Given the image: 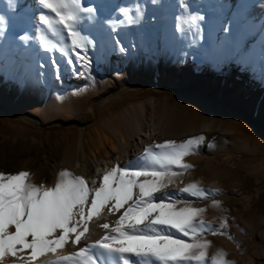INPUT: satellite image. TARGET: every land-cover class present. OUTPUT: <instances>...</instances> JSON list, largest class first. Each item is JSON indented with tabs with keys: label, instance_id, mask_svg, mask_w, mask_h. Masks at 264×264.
Segmentation results:
<instances>
[{
	"label": "bare ground",
	"instance_id": "1",
	"mask_svg": "<svg viewBox=\"0 0 264 264\" xmlns=\"http://www.w3.org/2000/svg\"><path fill=\"white\" fill-rule=\"evenodd\" d=\"M167 16L173 21L167 39L175 55L182 52L187 61V68H180L177 78L184 77L189 88L165 91L160 89L161 84L153 82L149 90L153 95L146 100L126 101L104 121L95 114L92 128H82L80 142L91 151L95 169L91 171L74 160L63 164L64 168L77 172V183L82 184L72 203L70 198L68 202L67 197L60 196L55 179L49 183L41 181L36 156H24L13 145L1 151L0 264H157L154 256L136 261L134 256L125 255L121 262L105 246L111 232L121 234L127 226L125 220L131 212L128 209L131 203L144 197L139 185L145 176L136 177L134 173L153 172L169 165L177 153L182 161L188 150L205 156L221 146L240 151L254 148L261 136L256 118L205 91L204 87L212 80L220 89L228 83V91L239 84L252 85L260 109L264 100V0H0V48H5L10 58L16 52V59L23 64L40 62L46 79L48 61L68 64L71 85L87 80L92 86L96 84L93 79L97 74L96 62L90 54L82 55L84 44L94 43L95 35L103 38L105 60L123 68L128 65L130 50L122 36H127L137 48L139 39L146 38L143 25ZM134 26L140 28L139 33ZM150 40L153 41L152 37ZM208 51L217 61L220 76L216 70H210V74L194 71V66L200 68ZM77 57L81 60L78 66ZM153 67L156 75L164 76L158 56ZM26 71L25 66L23 72ZM62 84L66 89L63 81ZM129 92L125 89L119 93L124 96ZM8 114L41 126L36 117L14 116L9 111ZM87 133L94 138L90 142L84 138ZM115 171L120 177L127 173L136 182L131 199L123 205L117 199L110 202L105 199L113 189L106 183V177ZM18 176L24 177L23 190L20 202L13 207L14 201L5 196L3 186ZM201 179L204 183L199 191L184 183L173 184L165 187L157 199L169 204L175 197L186 201L191 195H212L224 188L219 173L206 169L198 178ZM186 188L192 190L185 191ZM231 193L242 194L237 187ZM99 195L105 201H97ZM82 196L86 201L80 203ZM135 204L133 208L137 207ZM17 205L22 209L20 214L14 211ZM155 220V215L145 219V227ZM210 220H214L213 224L221 223L219 219ZM34 222L46 225L44 243L39 247L31 233ZM138 223L135 219L131 228ZM115 227L118 229L111 230ZM164 227L167 234L172 232L164 225L154 230ZM13 241L15 250L9 247ZM92 244L87 254H79L83 247ZM252 253L259 254L260 250L252 247Z\"/></svg>",
	"mask_w": 264,
	"mask_h": 264
},
{
	"label": "rangeland",
	"instance_id": "2",
	"mask_svg": "<svg viewBox=\"0 0 264 264\" xmlns=\"http://www.w3.org/2000/svg\"><path fill=\"white\" fill-rule=\"evenodd\" d=\"M172 22V18L167 16L159 21L144 24L142 30L146 38L139 39L137 48L127 36H122L130 50V56L126 60L128 65H124L123 68H119L110 60H105L101 36L95 35L94 43L84 44L85 50L82 55L88 57L90 54L98 67L97 74L93 77L95 86H92L89 80L81 81L80 84L74 82L71 85V82H68L70 66L61 65L54 60L46 64L45 71L48 76L46 79L43 77L44 70L40 62L23 64L16 59V52L10 58L5 48H0V106L5 107L14 116H33L41 122V126L37 127L21 119L9 117V114L7 115L5 110L0 108V155L1 151L13 145L24 156H36L37 165L41 171V181L49 183L55 179L60 196L63 195L64 199L67 197V201L70 198L72 203V198L75 199L82 184L77 183V172L69 167L64 168L63 164L74 160L91 171L95 169L94 162L91 160V151L80 145L83 139L81 130L92 128L95 124V114H99L100 120L104 121V118L111 117L128 101L146 100L153 95L149 91L153 82L161 84L163 88L160 87V89H166L165 91L172 88H189V82L184 77L180 80L177 78L180 68H187V61L182 52L179 56L175 55L167 39L173 27ZM133 28L139 33L140 28L137 26ZM173 42L175 43L176 39ZM157 56L158 66L160 71L163 70L164 76L155 74L153 63ZM216 62L208 51L200 68L197 66L193 68L195 72L201 74H210V70H216L217 76H220V71L216 69ZM78 63H81L80 57L75 60V65L78 66ZM25 66L26 73L23 72ZM62 81L66 89L62 86ZM226 85L220 89L218 83L212 80L208 87L204 88L205 91L210 92L211 96L222 97L224 101L231 102L246 111L253 119L256 118L255 121L261 131L257 143L254 144V148L246 147L247 149L244 148L243 151L225 150V147L221 146L212 155L205 156L196 154L194 150H188L183 154L179 165L165 164L160 166L159 170L153 171L164 174L159 178V190L136 201V204L131 203L132 205L128 207L131 215L127 214L125 220L127 226L121 230V234L111 232L105 245L121 262L125 255L134 256L135 259L137 258L136 261H140L145 256L153 257L151 254L122 252L120 249L127 246V237L171 235L173 238L196 246L188 251L189 259L178 262L169 261L171 264H264V100L260 109L259 99L256 94H253L252 85L239 84L230 91L226 89L229 84ZM190 87L193 88V85ZM125 89L131 92L120 96ZM111 101L113 103L108 105ZM57 122L68 126L54 125ZM3 124L6 127H3ZM84 138L89 142L90 139H94L90 133L85 134ZM213 155L216 159H213ZM1 167L0 159V169ZM206 169L220 174L224 184L223 189L212 195L198 194L197 197L191 195L186 201L182 197H175L174 201L169 202V205L177 210L182 208L199 210L186 229L188 236L170 227L168 228L172 232L169 234L165 227L154 230L162 224L150 222L149 227H145L144 222H139L143 208L152 203H161L157 198L165 187L184 183L192 188L194 186L193 189L199 191L204 180H198V178ZM117 173V171L112 172L107 175L108 178L106 177V183L113 188L105 198L106 202L116 199L111 194L118 190L119 180L123 177ZM154 179L157 178L145 176L143 183ZM233 187H237L242 194L231 193ZM102 196L99 195L97 201H105ZM85 201V196L80 197V203ZM17 202L20 201H14L12 206L15 207ZM133 204L137 207L133 208ZM134 218L139 223L132 229ZM210 219H219L221 223L213 224L214 220ZM117 229L115 227L111 230ZM160 231L164 234H160ZM65 240L69 239L66 237ZM92 246L94 245L83 247L79 254H87ZM252 247L255 250L259 249L260 253L253 254ZM153 260L157 264H163L155 256Z\"/></svg>",
	"mask_w": 264,
	"mask_h": 264
},
{
	"label": "snow or ice",
	"instance_id": "3",
	"mask_svg": "<svg viewBox=\"0 0 264 264\" xmlns=\"http://www.w3.org/2000/svg\"><path fill=\"white\" fill-rule=\"evenodd\" d=\"M172 162L179 165L181 163V154L177 153L172 159ZM134 175L136 177L151 176L157 178L139 185L142 196L146 197L159 190V178H161L164 174L159 172H136ZM23 179V176H18L11 183L5 184L3 186L5 196L9 200L16 201L20 198L23 190ZM113 184L115 187L116 182L114 181ZM135 186L136 182L128 178V174L125 173L124 176L119 180L118 190L111 195L115 196V198L119 201V205H123L129 199H131L133 195L132 190L135 188ZM191 190L192 189L188 188L185 189V191ZM194 194L196 193L194 192ZM14 211L17 214H20L22 209H20L17 205V208L14 209ZM197 211L199 210L192 208H182L177 210L167 203H152L141 210L139 222L143 223L148 216L155 214V223L178 230L179 232L183 233L184 236H188L189 233L186 229L190 225ZM30 227L31 233L36 239L37 246H42L44 243L43 233L46 230V225H41L34 222ZM126 244V247L120 249L122 252L151 254L158 260L164 262V264H168L169 261L178 262L180 260L189 259L190 257L187 255L188 251L191 248L196 247L195 245L186 243L184 240L173 238L171 235L143 236L136 238L127 237ZM9 247L15 250V241L10 242Z\"/></svg>",
	"mask_w": 264,
	"mask_h": 264
},
{
	"label": "water",
	"instance_id": "4",
	"mask_svg": "<svg viewBox=\"0 0 264 264\" xmlns=\"http://www.w3.org/2000/svg\"><path fill=\"white\" fill-rule=\"evenodd\" d=\"M0 108H2L3 110H5L6 114L8 115V111H6V109L4 107L0 106ZM8 116L10 117V115H8ZM58 124H61V125H64V126H68L67 124L62 123V122H57L54 125H58Z\"/></svg>",
	"mask_w": 264,
	"mask_h": 264
}]
</instances>
